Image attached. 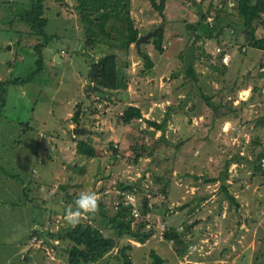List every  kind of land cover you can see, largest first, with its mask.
I'll return each mask as SVG.
<instances>
[{
    "label": "rangeland",
    "instance_id": "obj_1",
    "mask_svg": "<svg viewBox=\"0 0 264 264\" xmlns=\"http://www.w3.org/2000/svg\"><path fill=\"white\" fill-rule=\"evenodd\" d=\"M84 1L43 0L46 40L20 21L33 0H0V87L37 71L35 47L44 45L38 75L1 87L0 264H67L65 234L90 217L117 243L97 264H121L124 245L133 264L150 262L151 251L164 264H264V54L248 47L236 1L165 0L160 16L149 0H128L139 37L161 28V55L153 39L140 54L134 44L114 48L126 33L114 10L125 0H96L106 5L103 33L82 23ZM255 37H264V15ZM107 54L117 58L120 86L90 93V65ZM133 106L142 119L124 124ZM82 141L94 158L79 154ZM81 189L100 205L72 223L66 212ZM115 218L131 220L145 241L125 228L117 238ZM171 233L183 243L166 241Z\"/></svg>",
    "mask_w": 264,
    "mask_h": 264
},
{
    "label": "trees",
    "instance_id": "obj_2",
    "mask_svg": "<svg viewBox=\"0 0 264 264\" xmlns=\"http://www.w3.org/2000/svg\"><path fill=\"white\" fill-rule=\"evenodd\" d=\"M127 1L125 0V3H123L119 7V11L115 12V22H121L123 21V29L126 31L125 35L122 34V38L120 41H118V44L114 46L115 49L119 50H128L131 45L135 44L137 39L139 38V32L138 30L133 26V22L129 17V11L127 10ZM236 1V11L237 15L242 18V25H243V33L245 34L246 40L248 42V47L250 49L257 50L259 52H262L264 54V37L256 38L255 37V23L260 20V18L264 15V0H235ZM152 8L159 13L160 16H163V10L165 5V0H159V3H156L155 0H149ZM82 7H86L85 11L86 13L83 14L81 21L82 23H91L96 27L100 32H104L106 23L103 22L102 17H106L107 13H105L104 9L106 8V5H100L99 2L96 0H85L82 3ZM43 0H33L32 3V11L24 12L21 17L20 21L26 25L28 29L31 30V32L38 36L45 38L47 40V36L45 34V27L47 25V19L43 15ZM80 9L81 5H80ZM124 15V18L122 19L121 16ZM126 27V28H125ZM212 28V27H211ZM90 31V29H88ZM122 30V29H121ZM94 37H96V34H93ZM94 42V39H90V41L87 39L88 43ZM45 42V41H44ZM163 35L162 33H159L152 41V46L154 50L158 54L164 53L163 48ZM44 45H37L35 47V51L37 53L38 60L36 63L38 64L37 71L32 72L26 79H15L13 81H10L7 84L4 85H24L29 80H31L34 76L38 75V73L41 71L42 66V59H41V49ZM143 62L145 63V67L147 69H151L153 67V63L148 57V55L143 54L142 55ZM118 62L117 58L114 54H107L101 59H99L96 62L91 63L90 69L88 72V79H89V87L88 91L90 93H95L93 91V87L108 92L111 94V92L118 89L120 86V79H119V68H118ZM1 86V87H2ZM0 87V88H1ZM4 92L1 88V96H0V110L2 109L4 105V99H2ZM201 97L205 101L207 105L214 108L212 104L209 102V99L205 97L203 94H201ZM77 110L71 117V121L74 123L79 122L81 115L79 107H81V104H78L75 106ZM142 119V113L141 110L138 107H128L123 112V119L122 122L124 124H129L133 120H141ZM150 127H153L154 129L160 131L161 128L159 125L148 121L147 123ZM79 154L87 157V158H94L96 155L95 149L89 142L82 141L79 145ZM258 161L262 160L264 158V147L262 149L261 154L258 155ZM258 168V170H261V162L259 163L258 167H255V169ZM263 170V169H262ZM9 178L14 179L15 176L9 175ZM227 198L230 200L231 204L236 205L235 199L228 195ZM100 204L97 203V206ZM124 213L127 212L123 210ZM91 219L87 222L84 221V223H77L74 227H71L65 234V238L68 242L72 244V249L68 255L67 264H97L100 260L104 258L108 253H110L115 247H117L116 239L111 237H105L103 235V231L99 229L98 227L91 224L94 219L90 217ZM108 222L112 223L115 228L118 227V231L116 230V237H122L124 234V228L127 229V232L125 235L131 236V238H134V240H137L138 243H143L146 239L145 235H142L138 232H132L130 230V224L131 220L126 224L125 222H118L115 219H111ZM103 227L106 229L108 228V225L102 224ZM37 231H34L36 233ZM164 239L166 241H171L174 244H182V239L176 234H165ZM77 248H81L84 252V257L81 256V254L78 253ZM132 248L131 245H124L119 249V255L117 257L118 260L121 261V264H133L132 260L130 259L128 255V251ZM150 262L145 264H164V260L157 255L154 251H151L150 254ZM83 257V258H82Z\"/></svg>",
    "mask_w": 264,
    "mask_h": 264
},
{
    "label": "clouds",
    "instance_id": "obj_3",
    "mask_svg": "<svg viewBox=\"0 0 264 264\" xmlns=\"http://www.w3.org/2000/svg\"><path fill=\"white\" fill-rule=\"evenodd\" d=\"M97 194L91 189H81L74 197L75 206L70 207L66 216L68 221L75 223L80 215L81 209H87L89 212H95L97 208Z\"/></svg>",
    "mask_w": 264,
    "mask_h": 264
},
{
    "label": "water",
    "instance_id": "obj_4",
    "mask_svg": "<svg viewBox=\"0 0 264 264\" xmlns=\"http://www.w3.org/2000/svg\"><path fill=\"white\" fill-rule=\"evenodd\" d=\"M161 31V28L155 29L152 32L147 33L146 35L140 36L137 41L135 42V49L136 52L140 54V45L147 43L149 40L154 39ZM57 59H59V56H57ZM79 132L78 130L74 131L73 133Z\"/></svg>",
    "mask_w": 264,
    "mask_h": 264
},
{
    "label": "crops",
    "instance_id": "obj_5",
    "mask_svg": "<svg viewBox=\"0 0 264 264\" xmlns=\"http://www.w3.org/2000/svg\"><path fill=\"white\" fill-rule=\"evenodd\" d=\"M60 58L62 59V57H60ZM72 131H73V129L71 130V132H72ZM35 163H36V161L32 163V165H31V167H30V170H31V171H32V169H34V164H35ZM30 170H29V171H30ZM28 173H29V172H28ZM25 181H28V178H26ZM22 195H23V198H24V200H25V196H26V195H25L23 192H22ZM19 203L21 204L22 201H20ZM22 245H24V242L22 243ZM19 252H20V250H19ZM16 254H17V253H16ZM16 254H15V255H16Z\"/></svg>",
    "mask_w": 264,
    "mask_h": 264
}]
</instances>
